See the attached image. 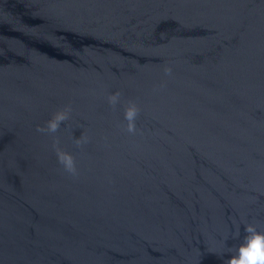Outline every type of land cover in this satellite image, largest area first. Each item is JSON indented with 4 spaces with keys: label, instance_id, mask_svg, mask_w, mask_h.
<instances>
[{
    "label": "water",
    "instance_id": "95a60500",
    "mask_svg": "<svg viewBox=\"0 0 264 264\" xmlns=\"http://www.w3.org/2000/svg\"><path fill=\"white\" fill-rule=\"evenodd\" d=\"M246 223L264 231V0H0V264H223Z\"/></svg>",
    "mask_w": 264,
    "mask_h": 264
},
{
    "label": "clouds",
    "instance_id": "9594fccd",
    "mask_svg": "<svg viewBox=\"0 0 264 264\" xmlns=\"http://www.w3.org/2000/svg\"><path fill=\"white\" fill-rule=\"evenodd\" d=\"M166 73L170 74L171 69H166ZM120 97V93L116 92L108 97L109 103L115 105ZM71 109L66 107L64 109L56 111L52 117L46 122V127H37L39 132L55 133L61 122L65 121L69 117ZM140 109L134 102H129L124 111V118L127 121V131L129 133L136 132L135 120L139 114ZM87 140V137L82 134L80 138L76 139V145L80 146ZM59 141L54 142L56 148L58 163L63 165L64 169L72 174L76 173V163L74 156L67 151L56 147ZM245 236L243 242L239 244L238 252L236 255L223 262V264H264V231L259 230V226L256 223H246L244 225ZM236 236H239L237 230Z\"/></svg>",
    "mask_w": 264,
    "mask_h": 264
}]
</instances>
